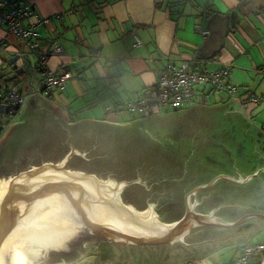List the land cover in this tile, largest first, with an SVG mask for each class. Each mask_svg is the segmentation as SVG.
<instances>
[{
    "label": "crops",
    "instance_id": "1",
    "mask_svg": "<svg viewBox=\"0 0 264 264\" xmlns=\"http://www.w3.org/2000/svg\"><path fill=\"white\" fill-rule=\"evenodd\" d=\"M29 2L43 21L35 52L0 28V93L14 86L26 97L12 115L0 104V180L58 165L70 148L79 156L69 157V171H82L85 163L90 174L110 172L107 181L140 180L123 188V202L138 210L151 204L163 223L179 220L187 195L217 177L223 179L192 193L194 212L215 210L222 222L264 215V103L240 106L264 95V0ZM135 38L142 45L134 47ZM55 45L62 53L40 63V52ZM182 60L198 74L230 63L227 83L235 86L236 98L201 86L191 109L148 118L125 111L124 102L152 87L159 69ZM44 69L68 72L71 79L44 96ZM139 121L152 124L146 141ZM184 240L155 246L102 242L98 261L119 255L113 264H235L243 245L264 243V219L200 227ZM249 264H264V252Z\"/></svg>",
    "mask_w": 264,
    "mask_h": 264
},
{
    "label": "water",
    "instance_id": "2",
    "mask_svg": "<svg viewBox=\"0 0 264 264\" xmlns=\"http://www.w3.org/2000/svg\"><path fill=\"white\" fill-rule=\"evenodd\" d=\"M69 152L58 164H43L0 183V264H71L93 252L98 243L155 246L187 243L185 235L200 227L230 228L250 220L247 214L233 222L194 212L192 193L215 181L198 186L186 199L184 215L173 223L157 219L150 204L138 210L121 198L124 187L142 182L108 181L93 174L66 169ZM4 181V180H0ZM99 188L95 190L91 183ZM154 212V213H153Z\"/></svg>",
    "mask_w": 264,
    "mask_h": 264
},
{
    "label": "built area",
    "instance_id": "3",
    "mask_svg": "<svg viewBox=\"0 0 264 264\" xmlns=\"http://www.w3.org/2000/svg\"><path fill=\"white\" fill-rule=\"evenodd\" d=\"M32 17H35L36 21L31 22ZM42 23L43 21L37 19L29 0H0V28L7 35L19 40L28 51L35 52L38 49V41L35 39L36 29ZM202 34L206 36L207 32L203 31ZM140 45H142L141 40L135 38L133 46ZM61 53V46L55 45L50 51H41L38 61L46 64L51 54ZM230 67V63H224L217 71L198 74L189 71V64L186 61L182 60L178 66L168 63L157 71V80L152 87L140 93H133L124 102L125 111L148 118L161 110L191 109L195 105L197 88L201 86H209L217 92L227 91L229 96L236 98L235 86L227 83L230 78ZM44 71L46 72L42 85L44 96H51L55 90H63L66 82L71 79V74L68 72L48 71V69ZM25 99V95L14 86L0 93V104L7 107L10 115L23 106ZM260 103H264V95L251 96L247 101L240 102V106L246 109L249 104ZM106 110L111 111V108L106 107ZM262 252H264V243H247L241 248V256L235 264H249L254 256Z\"/></svg>",
    "mask_w": 264,
    "mask_h": 264
},
{
    "label": "rangeland",
    "instance_id": "4",
    "mask_svg": "<svg viewBox=\"0 0 264 264\" xmlns=\"http://www.w3.org/2000/svg\"><path fill=\"white\" fill-rule=\"evenodd\" d=\"M142 122L143 121H139L138 122L139 127H140V131H142L140 135L143 134L145 136V141H146V139L149 138V135L151 136L153 134V132H152V124L151 123L148 124L147 122H145V123H142ZM132 128H135V127H132ZM179 143L180 142H178L177 145ZM166 149H169V148H166ZM177 151H179L178 148H177ZM178 156L180 158L182 157V155H180V154H178ZM80 168L82 169V172L87 173V174H90L89 171L92 170V168L87 166L85 163H81L80 164ZM95 176L98 179L106 180V177L107 178L110 177V172L106 173L105 171L101 172V170H99V171H97V175H95ZM107 180H109V178ZM110 181L114 182L115 184L118 183L116 181H113L112 179ZM97 253H99L98 246H96V248H95V250L93 252H91L90 254H88V255H86V256H84V257H82V258H80V259H78V260H76L74 262H72L71 264H107V262H109V261H110V264H113L115 262V260L118 261V262L120 261V257H118L119 255H116L113 258L109 259V260L98 261Z\"/></svg>",
    "mask_w": 264,
    "mask_h": 264
},
{
    "label": "bare ground",
    "instance_id": "5",
    "mask_svg": "<svg viewBox=\"0 0 264 264\" xmlns=\"http://www.w3.org/2000/svg\"><path fill=\"white\" fill-rule=\"evenodd\" d=\"M4 181H0V183H3ZM114 182H112V181H108L107 183H106V185L108 186V187H113L114 186ZM91 187L92 188H94L95 190H97V189H99V188H97L94 184H93V182L91 183Z\"/></svg>",
    "mask_w": 264,
    "mask_h": 264
}]
</instances>
